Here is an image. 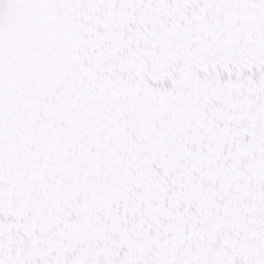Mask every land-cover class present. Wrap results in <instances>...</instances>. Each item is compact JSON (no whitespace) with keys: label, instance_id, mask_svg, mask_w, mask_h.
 Returning <instances> with one entry per match:
<instances>
[{"label":"snow or ice","instance_id":"snow-or-ice-1","mask_svg":"<svg viewBox=\"0 0 264 264\" xmlns=\"http://www.w3.org/2000/svg\"><path fill=\"white\" fill-rule=\"evenodd\" d=\"M0 264H264V0H0Z\"/></svg>","mask_w":264,"mask_h":264}]
</instances>
